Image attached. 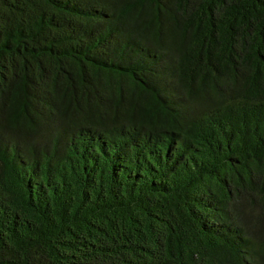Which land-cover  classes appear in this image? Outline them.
Returning a JSON list of instances; mask_svg holds the SVG:
<instances>
[{
    "label": "trees",
    "instance_id": "1",
    "mask_svg": "<svg viewBox=\"0 0 264 264\" xmlns=\"http://www.w3.org/2000/svg\"><path fill=\"white\" fill-rule=\"evenodd\" d=\"M0 264H264V0H0Z\"/></svg>",
    "mask_w": 264,
    "mask_h": 264
}]
</instances>
